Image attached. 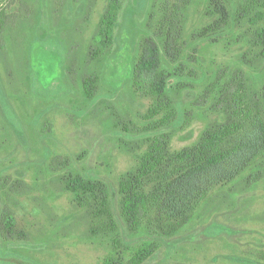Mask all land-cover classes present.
I'll use <instances>...</instances> for the list:
<instances>
[{
	"label": "rangeland",
	"instance_id": "374dc122",
	"mask_svg": "<svg viewBox=\"0 0 264 264\" xmlns=\"http://www.w3.org/2000/svg\"><path fill=\"white\" fill-rule=\"evenodd\" d=\"M221 1L230 28L219 41L196 36L212 20L207 0H123L104 46L98 31L109 0H0V214L15 219L9 240L0 233V264L102 262L109 239L66 189L63 177L72 173L105 184L129 251L154 238L127 231L120 177L135 170L154 136L169 133L170 149L179 151L222 118L201 96L216 72L241 69L249 84L264 81V54L250 42L247 17L263 0ZM156 33L197 74L167 80L175 118L152 129L153 99L133 71ZM178 81L191 85L177 90ZM195 213L176 234L158 237L142 264H264V178L211 189Z\"/></svg>",
	"mask_w": 264,
	"mask_h": 264
},
{
	"label": "trees",
	"instance_id": "16d2710c",
	"mask_svg": "<svg viewBox=\"0 0 264 264\" xmlns=\"http://www.w3.org/2000/svg\"><path fill=\"white\" fill-rule=\"evenodd\" d=\"M122 1L109 0L103 14L98 35L99 43L104 46L110 42ZM258 6L263 9L247 17L254 28V31L250 29V42L262 47V55L264 26L259 22L264 20V0ZM205 11L212 20L196 36L214 35V40H221L230 28L224 1L207 0ZM155 38L145 40L133 71L135 84L153 99L149 116L154 119L148 127L152 129L165 127L175 118L172 99L166 90L167 80L195 78L197 74L196 68L182 60L180 51L172 48L165 36L156 33ZM247 58L243 54L241 59L249 61ZM215 74L201 96L213 99L211 108L222 118L209 122L196 143L179 151L170 149L169 133L154 136L135 170L119 179L120 212L127 231L133 235L146 232L153 239L129 251L118 231L105 184L77 173L63 177L74 201L85 207L92 223L99 227L97 230L109 239L110 251L100 264H142L157 249L158 237L172 236L191 222L211 189L233 183L247 188L264 178V81L258 86L249 84L241 69L229 75L220 70ZM190 85L178 81L173 87L180 90ZM14 227L11 212L2 211L0 233L4 240L12 237ZM260 258L264 256L260 254Z\"/></svg>",
	"mask_w": 264,
	"mask_h": 264
}]
</instances>
